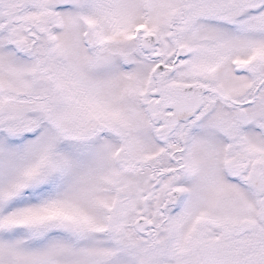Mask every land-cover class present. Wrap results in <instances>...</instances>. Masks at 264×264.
<instances>
[{"label": "snow or ice", "instance_id": "1", "mask_svg": "<svg viewBox=\"0 0 264 264\" xmlns=\"http://www.w3.org/2000/svg\"><path fill=\"white\" fill-rule=\"evenodd\" d=\"M0 264H264V0H0Z\"/></svg>", "mask_w": 264, "mask_h": 264}]
</instances>
